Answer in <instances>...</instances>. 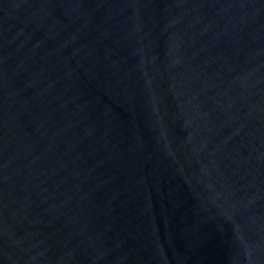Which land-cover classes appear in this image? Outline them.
<instances>
[{
  "label": "water",
  "instance_id": "1",
  "mask_svg": "<svg viewBox=\"0 0 264 264\" xmlns=\"http://www.w3.org/2000/svg\"><path fill=\"white\" fill-rule=\"evenodd\" d=\"M0 264H264V0H0Z\"/></svg>",
  "mask_w": 264,
  "mask_h": 264
}]
</instances>
